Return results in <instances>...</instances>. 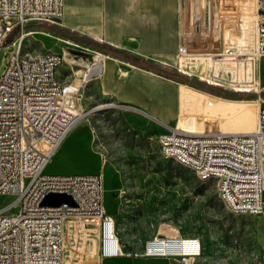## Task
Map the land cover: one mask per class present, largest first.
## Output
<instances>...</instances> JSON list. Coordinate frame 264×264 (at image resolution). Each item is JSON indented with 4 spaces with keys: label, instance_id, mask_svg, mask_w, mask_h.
<instances>
[{
    "label": "built area",
    "instance_id": "obj_1",
    "mask_svg": "<svg viewBox=\"0 0 264 264\" xmlns=\"http://www.w3.org/2000/svg\"><path fill=\"white\" fill-rule=\"evenodd\" d=\"M239 2V16L227 29L234 31L224 34L226 46L201 55L189 50L183 11L176 61L181 72L198 73L210 85L259 95L264 0ZM63 7V0H0V43L28 22L60 21ZM206 24L208 37L215 38L209 12ZM197 27L201 30L202 23ZM72 56L21 54L19 47L6 56L0 78V196L13 200L0 207V264H66V257L85 264L118 256L191 264L202 255L201 239L170 222L146 239L140 252L126 250L112 231L114 217L104 209L102 175L44 173L81 120L77 87L63 86L57 78ZM158 143L164 159L193 167L200 182L215 180L228 213L264 215V107H257L250 133H188L175 127ZM52 195L68 196L72 204H43Z\"/></svg>",
    "mask_w": 264,
    "mask_h": 264
},
{
    "label": "rangeland",
    "instance_id": "obj_2",
    "mask_svg": "<svg viewBox=\"0 0 264 264\" xmlns=\"http://www.w3.org/2000/svg\"><path fill=\"white\" fill-rule=\"evenodd\" d=\"M184 1L180 0L181 9ZM187 1L191 13L185 29L189 44L193 42L191 53L201 55L225 47L224 34L239 16V0ZM208 12L215 38L208 37ZM198 23H202L201 30ZM53 32L50 23L28 22L0 43V78L6 56L18 47L21 54L60 53L69 48L86 55L75 58L70 54L72 59L68 57L57 71L63 86L77 87L83 117L54 153L44 173L102 175L104 209L114 217L119 238L128 251L140 252L143 240L170 222L183 233L201 239L202 255L191 264H264V233L258 215L228 213L218 198L216 181L200 182L193 167L164 159L158 143L163 132L175 127L189 133L252 132L256 109L264 107V59L258 68L259 95L210 85L198 73L181 72L177 61L172 66H150L177 83L180 115L165 121L136 105L116 100L104 90L103 69L109 59L105 52L82 41L76 44L58 40ZM12 200L0 196V207ZM65 263L73 264L67 257ZM170 264L177 262L171 260Z\"/></svg>",
    "mask_w": 264,
    "mask_h": 264
},
{
    "label": "crops",
    "instance_id": "obj_3",
    "mask_svg": "<svg viewBox=\"0 0 264 264\" xmlns=\"http://www.w3.org/2000/svg\"><path fill=\"white\" fill-rule=\"evenodd\" d=\"M63 3V18L51 24L54 37L67 43L82 41L93 47L96 44L107 45L123 52L122 57L105 52L109 59L103 69L104 90H108L116 100L136 105L165 121L180 115L177 83L167 80L150 66L160 68L176 62L181 40L180 18L184 11V27L191 13L189 1H184L183 9L180 0H63ZM195 18H198L196 11ZM224 38L226 40L225 35ZM70 50L74 49L66 48L57 54H70ZM127 56L131 57L126 59ZM128 59L141 65L132 64ZM258 217L264 233V215ZM151 236L146 237L143 243ZM261 261L264 263V252ZM170 263L171 260L163 257L118 256L105 257L96 264Z\"/></svg>",
    "mask_w": 264,
    "mask_h": 264
},
{
    "label": "water",
    "instance_id": "obj_4",
    "mask_svg": "<svg viewBox=\"0 0 264 264\" xmlns=\"http://www.w3.org/2000/svg\"><path fill=\"white\" fill-rule=\"evenodd\" d=\"M70 54L76 56V57H85L86 55L82 52L70 50ZM62 203H68L72 204L71 199L68 196L65 195H52L48 197L43 204L45 205H52V206H58Z\"/></svg>",
    "mask_w": 264,
    "mask_h": 264
},
{
    "label": "trees",
    "instance_id": "obj_5",
    "mask_svg": "<svg viewBox=\"0 0 264 264\" xmlns=\"http://www.w3.org/2000/svg\"><path fill=\"white\" fill-rule=\"evenodd\" d=\"M17 31H18V29H16L13 33H12V37L14 36V35H16L17 34ZM96 46V48L97 49H100V50H103L104 52H109V53H113L115 56H120V57H122V54H123V52H121L120 50H118V49H115V48H113V47H110V46H107V45H101V44H96L95 45ZM126 54V53H125ZM131 57V56H130ZM129 56H127L126 57V59L127 58H130ZM125 58V57H124ZM129 60V59H128ZM129 62H131L132 64H135V65H141L140 63H137V62H133L132 60H129Z\"/></svg>",
    "mask_w": 264,
    "mask_h": 264
},
{
    "label": "bare ground",
    "instance_id": "obj_6",
    "mask_svg": "<svg viewBox=\"0 0 264 264\" xmlns=\"http://www.w3.org/2000/svg\"><path fill=\"white\" fill-rule=\"evenodd\" d=\"M82 117H83V116H82ZM82 117H80V119H81ZM188 133H189V132H188ZM66 137H67V136H66ZM66 137H65V138H66ZM63 141H64V140H63ZM63 141H62V142H63ZM61 144H62V143H61ZM61 144H60V145H61ZM59 147H60V146H59ZM59 147H58V148H59ZM56 151H57V150H56ZM53 155H54V154H53ZM52 157H53V156H52ZM52 157H51V159H52ZM51 159L49 160L47 166L50 164ZM188 167H189V166H188ZM112 231H113V232L115 233V235L119 238V235H118V232H117V228H116V223H113V224H112Z\"/></svg>",
    "mask_w": 264,
    "mask_h": 264
}]
</instances>
